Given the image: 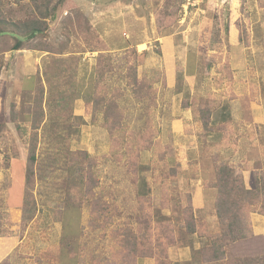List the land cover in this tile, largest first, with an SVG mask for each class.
Wrapping results in <instances>:
<instances>
[{
  "label": "rangeland",
  "instance_id": "obj_1",
  "mask_svg": "<svg viewBox=\"0 0 264 264\" xmlns=\"http://www.w3.org/2000/svg\"><path fill=\"white\" fill-rule=\"evenodd\" d=\"M46 25L0 38V264H264L261 204L233 240L216 187L221 166L264 180V0H67ZM50 86L77 94L73 129L56 116L28 185Z\"/></svg>",
  "mask_w": 264,
  "mask_h": 264
},
{
  "label": "trees",
  "instance_id": "obj_2",
  "mask_svg": "<svg viewBox=\"0 0 264 264\" xmlns=\"http://www.w3.org/2000/svg\"><path fill=\"white\" fill-rule=\"evenodd\" d=\"M16 1L17 4H20L21 0H15V2ZM66 1L67 0H31V5L34 10L31 8L29 11H26L27 15L24 18L17 19L14 22L8 19L4 21L0 20V38L4 37L5 34H10L14 41V43L10 45L7 50H4V52L22 50L25 48L26 41H30L33 38L44 34V32L48 30L46 20L56 18L57 12L60 11ZM1 5L3 4L0 2V7ZM0 18H4V16H1ZM4 27L12 28V30H5ZM54 92V88L50 86L46 99V108H44V90L42 87H39L37 93L38 98L34 109H25L26 115H33L32 129L35 131L30 140L31 152L28 157L26 170V181L28 185L32 183L34 172H38L39 170L42 172L47 168V164L44 162L41 163L37 157V141L40 136L50 138V135H48L45 130L49 131L50 127L58 124L54 123L56 116L63 120V128L68 130L73 129L71 121L72 106L70 108V103L72 105L77 94L73 97L71 94H68L66 90H63L59 93L56 100L53 97ZM145 92L146 90L143 89V93ZM109 109L110 108H106L105 110L110 113ZM58 112L61 114H58ZM108 117L109 121L117 123L116 116L110 118V115H108ZM47 127L49 128L47 129ZM17 129H20V126H17ZM59 139L60 135L57 139L53 138L54 141H59ZM36 165L38 168L35 170ZM254 181L256 182L254 189H247L242 184L237 185L239 182L238 177H235L233 170L228 166H221L218 169V181L216 187L218 188L219 194H221L217 202V214L223 232L232 239L233 237H235V239L238 238L240 234L243 235L242 231L244 230L246 223L244 215L245 209L254 207L260 203L264 210V180L263 178H255Z\"/></svg>",
  "mask_w": 264,
  "mask_h": 264
}]
</instances>
